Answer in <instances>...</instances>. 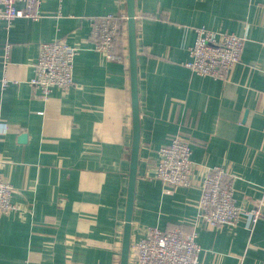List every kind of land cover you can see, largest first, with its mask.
<instances>
[{
    "label": "crops",
    "instance_id": "obj_1",
    "mask_svg": "<svg viewBox=\"0 0 264 264\" xmlns=\"http://www.w3.org/2000/svg\"><path fill=\"white\" fill-rule=\"evenodd\" d=\"M125 1L43 0L38 21L0 20V165L19 207L0 218V264H120L128 49L125 62H106L90 20L126 16ZM134 10L140 141L130 244L147 227L194 230L200 264H264V218L252 231L212 228L197 203L206 169L219 166L234 177L237 205L262 200L264 209V0H134ZM198 28L244 38L224 80L185 68ZM54 41L77 48L73 86L44 98L28 81L40 44ZM176 135L191 146L190 187L155 178L158 150Z\"/></svg>",
    "mask_w": 264,
    "mask_h": 264
},
{
    "label": "built area",
    "instance_id": "obj_2",
    "mask_svg": "<svg viewBox=\"0 0 264 264\" xmlns=\"http://www.w3.org/2000/svg\"><path fill=\"white\" fill-rule=\"evenodd\" d=\"M42 1L0 0V20L7 23L17 18L38 21L41 18L39 5ZM90 22L94 49L102 54L106 62H125L127 42L120 40L124 32L127 35L125 14L96 16ZM244 43V38L232 33L198 28L195 40L188 48L190 60L184 66L198 76L224 80L232 67L239 63ZM76 51L77 48L64 41L41 43L33 76L28 83L44 98L53 89L66 93L73 86V59ZM8 53L9 47L6 46V60ZM1 85L5 87L7 81L2 79ZM191 154L188 141L177 135L171 137L158 150L155 178L169 187H190ZM233 186L234 177L223 167L207 168L199 185L197 203L200 217L212 228L241 226L252 231L258 221L264 218L263 201H253L250 209H242L236 203ZM13 193L14 187L3 179L0 165V218L19 210L11 200ZM139 237L130 244L129 258L133 264H200L201 248L194 230L182 232L174 229L165 232L156 227H147Z\"/></svg>",
    "mask_w": 264,
    "mask_h": 264
},
{
    "label": "water",
    "instance_id": "obj_3",
    "mask_svg": "<svg viewBox=\"0 0 264 264\" xmlns=\"http://www.w3.org/2000/svg\"><path fill=\"white\" fill-rule=\"evenodd\" d=\"M126 30L127 49L130 77L131 99V124L132 142L129 157L128 187L125 207L124 226L122 233L120 264H128L131 242V220L134 203V191L137 175L138 150L140 141L139 109L137 97V72H136V25L134 0H126Z\"/></svg>",
    "mask_w": 264,
    "mask_h": 264
}]
</instances>
